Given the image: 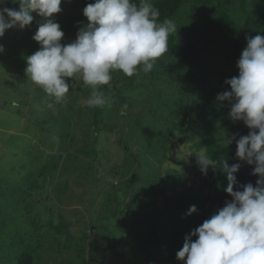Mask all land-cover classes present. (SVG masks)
<instances>
[{"label": "rangeland", "instance_id": "374dc122", "mask_svg": "<svg viewBox=\"0 0 264 264\" xmlns=\"http://www.w3.org/2000/svg\"><path fill=\"white\" fill-rule=\"evenodd\" d=\"M201 1L204 2L187 0L181 7L186 17L196 6L200 7L202 15L204 13L195 40L200 37L201 27L206 33H213V40L207 41L206 37L199 40L200 58L177 60L168 50L155 60L152 70L147 73L143 71V65H139L131 77L120 70H111L110 87L123 90L133 79L136 88L126 91L127 100L119 103L116 98L118 101L105 104L99 131L92 123L94 108L87 105L91 93L85 88L89 85L78 75L66 78L71 87L61 103L75 100L73 108L81 110L80 115L71 114L68 138L60 137L63 132L60 123L63 122L59 120L58 103L24 71L26 57L40 47L32 37L43 18L33 12L35 19L30 26L8 29L0 37L4 47L0 52V204L5 201L3 207L7 208L10 202L15 204V197L18 200L24 198L28 181L36 178L43 182L33 187L32 194L13 218L10 212L5 213L7 237L22 236L29 240L37 248L39 264H69V260L77 264H157V254L152 256L148 248L141 250L136 244L137 236H142L145 231L137 217L149 218L153 212L167 231L171 223L168 211L153 210L162 208L163 193L159 194L157 189L149 192L144 181L160 173L166 177L169 191L176 188L186 195H196L202 189L201 181H198L202 172L193 151L206 155L202 131L219 134L224 140L234 134L237 139L248 134L249 129L243 121L234 122L229 118V102H220L216 97L218 93L230 91L225 80L238 75L237 61L247 45L245 37L254 35L253 20L263 0H222L229 18L223 24L224 32L213 28L217 13L212 2ZM88 3H94V0H62L61 12L54 14L55 22L64 32L62 44L74 41L79 28L88 22L83 15V8ZM0 7L19 10L18 3L11 1ZM215 32H218V40ZM115 92L111 94L115 95ZM120 106L124 112L118 114ZM177 113L181 116L191 113L194 127L190 126L192 131L182 138L170 136L169 149H166V138L175 125ZM39 118L46 120L45 125ZM185 121L188 125V119ZM155 130H159L161 136L151 139ZM83 140L94 141L97 154L81 153L76 160L69 157L79 155L78 148ZM232 144L236 145L235 141ZM53 158L58 164L57 174L47 176L46 180L39 177V168ZM92 162L93 167L88 168ZM64 167L66 175L65 172L59 175V170ZM175 168L182 175L177 183L171 181L169 175ZM136 174L141 177L136 188L142 187L143 192L138 196L145 197L140 203L146 205L144 209L132 201L133 195L129 191L122 190L124 186L119 188L120 181L127 183L126 179L136 178ZM206 192L203 190L202 193L205 195ZM106 198H111V202ZM106 205L110 210L114 208L115 214L107 217L111 212L102 213L101 210L98 213V208H106ZM123 218L128 221L129 237L122 229ZM61 223H68V226H62V232H58L56 228ZM94 225L106 228L101 230ZM138 228H141V234ZM91 229L94 236L82 246L83 233ZM185 229L184 225L178 224L173 233L180 240ZM136 230L137 236L134 235ZM69 236L72 244L80 240V245L66 249L64 244Z\"/></svg>", "mask_w": 264, "mask_h": 264}, {"label": "clouds", "instance_id": "9594fccd", "mask_svg": "<svg viewBox=\"0 0 264 264\" xmlns=\"http://www.w3.org/2000/svg\"><path fill=\"white\" fill-rule=\"evenodd\" d=\"M8 0H0L4 5ZM62 0H11L19 10L0 7V37L14 27L24 29L35 17L43 18L32 39L39 49L26 57L25 73L30 80L58 103L69 92L66 78L79 76L92 86L87 100L89 107L102 106L103 95L98 85L112 79L111 70L133 76L139 65L149 72L155 60L168 52L169 35L176 31L173 21L158 24L159 9L133 0H94L83 8L87 23L82 24L74 41L62 44L64 32L55 22L54 14L61 12ZM246 47L237 61L238 75L225 80L230 91L218 93L216 99L230 104L229 118L243 121L247 135L227 136L224 146L236 143L238 161L255 165V186L239 184L235 173L241 163L208 158L196 152V164L202 174L211 165L227 179L224 189L231 200L210 218L184 237L177 260L184 264H264V36H246ZM4 47L0 44V52ZM258 130V131H257ZM192 152V153H193ZM236 186L237 190H234ZM242 188V190H238ZM191 205L186 215L196 212ZM193 236L197 238L192 239Z\"/></svg>", "mask_w": 264, "mask_h": 264}, {"label": "trees", "instance_id": "16d2710c", "mask_svg": "<svg viewBox=\"0 0 264 264\" xmlns=\"http://www.w3.org/2000/svg\"><path fill=\"white\" fill-rule=\"evenodd\" d=\"M11 0H8L10 2ZM187 0H133V2L137 3L138 5L141 3H147L152 5L154 8L159 9V17L157 20L158 24L163 23L165 19L171 20L174 22L176 31L171 33L168 38V48L170 54L177 60H191L194 61L198 58H200V49L198 47V43L200 42L202 38L206 37L207 41L213 40V33H209V31L206 33V29L201 27V31L199 34V39H196L195 32L197 29H199L200 25L199 22L202 21V17L204 16V13L202 15L200 7L196 6L194 11L186 17L185 11H183L181 8L183 3ZM198 3L204 2L201 0H195ZM212 2V8L214 9L215 13H217V21L214 22L213 28L217 29V31H222L224 29V22H226L228 18V14L226 13V7L222 0H210ZM210 20V19H208ZM206 21V20H205ZM254 26H252L253 31V37L257 34H260L264 36V0L260 8L258 9L257 15L254 17ZM248 23V21H247ZM209 29V28H208ZM224 32V31H222ZM218 34V32H215L214 34ZM216 37L215 39L218 40L219 37ZM72 81V80H71ZM130 83L124 85L123 90L121 88H116V90L113 87H110L108 84L106 85H98V91L103 95V98L105 100V103L102 106L93 107L94 108V114L92 116V123L96 127V129L99 131L100 128V121L102 114L104 113L106 109L107 103L115 102L119 100L120 102H123L127 100L126 91L132 89H135V85L133 84V79L129 80ZM118 82V81H117ZM70 85V84H69ZM71 87V85H70ZM85 91L92 93V86H87L85 88ZM116 91V92H115ZM111 92H115V95H112ZM116 98L118 100H116ZM75 99H78L76 97ZM67 103L63 104L58 102L59 106V113L61 116L59 117L60 123L62 127L60 128L63 130L61 132V138H68L70 136V126L71 125V114H78L80 115L81 110L73 108V102L75 100H66ZM121 107L118 109V114L124 112V110H121ZM189 113V112H188ZM69 119V120H68ZM186 119H188L189 124L186 125ZM41 120V118H39ZM58 120V118H57ZM44 121L43 125H45V119L41 120ZM68 121V124L66 122ZM65 122V123H64ZM175 125L170 128V131L168 133V137L166 138V149H169V142L171 139H169L170 136H180L181 138L184 136V134H188L192 131L190 126L194 127V121L192 120L191 113L190 114H184L181 116L179 113H177L176 119L173 122ZM107 127L111 128L112 126L106 124ZM159 130L153 131L150 138H159L161 136L160 133H158ZM166 136V135H165ZM201 136L203 137V142L205 144L206 148V155L208 158L216 160L218 163L221 160H227L228 164L231 165L233 163L240 162L241 167L236 175L237 180L239 184H247L251 182L254 186L256 184V180L258 179L257 175H252V169L255 165H248L246 162L238 161V158L235 156L236 152V145H228L224 146L225 140L220 137L219 134L211 133V132H205L202 131ZM180 138V139H181ZM182 140V139H181ZM85 141V142H84ZM149 141L152 143V140L149 139ZM94 141H87L83 140V144L78 148L79 155L76 154L69 157H74L75 160L79 159L78 156L81 155V153L85 155L90 154H97V150L95 149ZM93 167L90 165L88 168ZM58 171V164L54 162V158L52 160H49L47 162H44L41 168L38 170L39 177H44L45 180L47 176L54 174H57ZM179 170L175 168L172 173H170L171 181L174 180V183L179 182L181 174L178 172ZM62 172H65V175L67 173V170L65 171V167L62 170H59V175H61ZM202 177L199 178L198 181H201L200 186L202 187L201 192L196 195H189L187 193L184 194L183 192H180L178 189L174 188L173 191H169L168 185L166 184V177H163L160 175V173H157L153 177H149L144 182L147 186H149L148 191H152L153 189H157L158 193L162 194L165 199L162 202V208L155 207L154 211H161L158 209H162L163 211H168V221L171 223V227H168V231L166 228L163 227L162 223L160 224V220L157 219L155 216H153V212L150 213L149 218H141L140 216L137 217V219L141 222V225L144 226V234L142 236H137V230L134 234L138 237V242L136 243L141 250L148 248L150 255L154 256V254H157L158 257L155 260L157 264H184L183 261L177 260L176 253L183 247L184 243V237L186 234H189L193 229L200 226L204 220L210 218L213 214L217 212V210L225 205L226 201H229L232 199L230 194H228L224 189L227 186V179L223 172L220 170L219 167H217L215 170L210 165L207 171V174H200ZM110 177H106L108 179ZM141 177H138V174H136V178L129 177L126 179L127 183L121 182L122 187L124 186L122 190H127L133 195L132 201L138 202L139 206L141 208H145L146 205L140 204L143 203V199L145 198L144 195L139 197L138 195L143 192L141 188H136L139 184V180ZM196 180V179H195ZM197 181V180H196ZM46 182V181H45ZM29 186H32L29 190V186L26 189H24V192L27 193V195L24 198H21L20 200L16 199L15 196L12 195V197H15V204L13 202H10L9 207L4 208L5 201H2L0 204V264H39V261L37 259V252H36V246L31 244L29 240H27L24 237L19 238H13V237H7V221L8 218L5 217V213L10 212L12 218L14 217L15 213L18 212L19 207L22 205L23 202L26 201V198L31 195L33 187H36L38 184H42V181H38L36 178L33 181L27 182ZM21 188V186H18ZM193 187V185H192ZM208 188V189H207ZM137 189V190H136ZM192 189V188H191ZM120 190V189H118ZM203 190L207 191L204 195L202 192ZM234 190H237L236 186H234ZM242 190V188L238 189ZM138 191V192H136ZM115 197V196H114ZM113 199H116L114 198ZM51 199V198H48ZM106 200H109V203L111 202V198H106ZM29 205V203H28ZM191 205H195L197 208V211L192 213L191 215H186L189 207ZM111 208L106 205V208H98V213L101 212L104 213L105 211L111 212L110 215H107V217L112 216L115 214L114 208L113 210H110ZM1 211H4V213H1ZM159 212V213H161ZM4 214V216H2ZM157 215L158 213L155 212ZM106 216V215H105ZM101 217L98 215V218ZM35 218V217H33ZM97 218V219H98ZM93 221V219H91ZM34 223V220H33ZM178 224L184 225L186 228L185 231L183 230L182 233V239L179 240V238L173 233L175 230V227ZM60 227L56 228L58 232H62V226H68V223H61L58 225ZM96 228L99 227V229L104 230L106 226H98L94 225ZM146 226V227H145ZM174 229H173V228ZM182 228V227H181ZM180 228V229H181ZM122 229L126 230L128 232V237L130 234L128 221L126 219H122ZM178 229L180 232L181 230ZM167 231V232H166ZM177 231V232H178ZM138 233L141 234V228H138ZM97 234V233H96ZM83 236L85 240L83 239L81 242H83L82 246L88 241V238L94 236V232L91 229L87 230L83 233ZM97 237V236H96ZM71 236H69L67 242L64 244L65 248L69 249L73 246L80 245V240L74 244L70 242ZM197 237L193 236L192 239L195 240ZM118 244V241L114 243V245ZM162 251L164 252V255L162 254ZM69 264H77L72 262L71 260L68 261Z\"/></svg>", "mask_w": 264, "mask_h": 264}]
</instances>
